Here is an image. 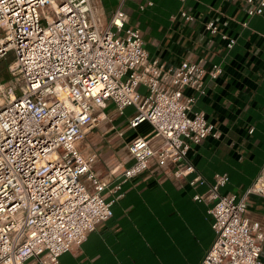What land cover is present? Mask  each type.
<instances>
[{
  "label": "built area",
  "instance_id": "2783aa9c",
  "mask_svg": "<svg viewBox=\"0 0 264 264\" xmlns=\"http://www.w3.org/2000/svg\"><path fill=\"white\" fill-rule=\"evenodd\" d=\"M130 1L119 0L103 22L95 0H0V62L15 54L11 78L0 82V264H60L113 217L123 185L148 172L208 186L194 199L209 205L216 237L200 264H264V227L248 216V196L264 197V168L241 198L221 192L227 173L213 182L201 174L188 178L197 172L191 145L220 136L193 107L206 93L205 77L218 79L223 67L150 57L142 31L129 25ZM247 4L249 17L263 15L264 0ZM180 15L195 19L185 9ZM206 29L229 49L237 42L214 20ZM110 101L119 113L135 108L130 129L144 122L152 129L128 143L131 165L108 178L95 169L99 154L83 152L79 143Z\"/></svg>",
  "mask_w": 264,
  "mask_h": 264
},
{
  "label": "crops",
  "instance_id": "0c3cea01",
  "mask_svg": "<svg viewBox=\"0 0 264 264\" xmlns=\"http://www.w3.org/2000/svg\"><path fill=\"white\" fill-rule=\"evenodd\" d=\"M148 1L154 5L141 11L139 6ZM95 4L107 22L119 0ZM247 7V0H132L125 6L129 25L142 31L150 57L167 65L188 59L223 67L218 79L205 77L206 93L193 107L205 113L220 136L209 135L191 145L188 156L197 172L188 178L201 174L213 182L216 174L227 173L230 179L221 192L238 198L264 168V13L249 17ZM182 9L195 19L184 20ZM211 20L221 33L236 38L233 48L219 34L207 31ZM185 93L197 95L191 88ZM134 114L132 106L119 113L113 102H107L98 127L79 143L83 152L99 154L95 169L104 177L130 166L128 143L149 133H133L129 124ZM207 189L193 188L165 173L148 172L129 180L123 185L124 195L112 205L113 217L98 224L81 246L64 253L60 264H200L216 237L209 205L194 199ZM248 216L264 227V197L248 196Z\"/></svg>",
  "mask_w": 264,
  "mask_h": 264
},
{
  "label": "rangeland",
  "instance_id": "374dc122",
  "mask_svg": "<svg viewBox=\"0 0 264 264\" xmlns=\"http://www.w3.org/2000/svg\"><path fill=\"white\" fill-rule=\"evenodd\" d=\"M15 61V54L13 51H10L6 58H4L0 62V82L7 83L9 79L11 78V74L9 72V65L12 64ZM152 129L151 125L149 127L148 122L142 123L137 129L133 130V133L137 132H150ZM144 130V131H143Z\"/></svg>",
  "mask_w": 264,
  "mask_h": 264
}]
</instances>
